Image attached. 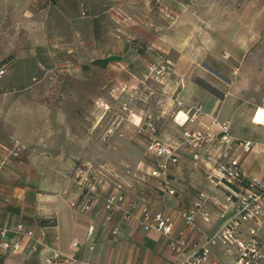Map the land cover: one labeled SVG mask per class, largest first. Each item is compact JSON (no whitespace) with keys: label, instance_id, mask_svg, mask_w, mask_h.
Segmentation results:
<instances>
[{"label":"crops","instance_id":"1","mask_svg":"<svg viewBox=\"0 0 264 264\" xmlns=\"http://www.w3.org/2000/svg\"><path fill=\"white\" fill-rule=\"evenodd\" d=\"M226 1L0 0V71H6L0 76V264H44L56 251L61 264H182L205 246L212 260L236 263L238 246H224L217 235L238 208L207 173L235 161L264 183V123L254 119L264 107V52L234 53L237 46L264 51V18L246 24L237 19L234 0ZM166 60L173 68L161 86L163 111L172 102L185 117L160 138L185 143L179 164L154 177L158 159L146 153L134 94L149 92V65ZM130 97L131 114L109 120ZM110 121L117 126L112 133ZM224 124L231 148L219 140L201 148L186 142V132L220 134ZM243 141L253 143L249 152L236 144ZM15 143L23 145L18 157L10 154ZM100 165L121 176L130 170L125 200L110 220L104 205L116 193L115 179L89 212L78 208L76 172ZM200 193L210 196L204 207L210 221L199 214L189 226ZM145 210L171 217L170 237L187 243L182 253L161 231L141 224ZM20 224L43 243L33 250L34 241L17 234ZM251 229L264 264V222L245 223L242 239L252 237ZM15 243L16 251L3 248Z\"/></svg>","mask_w":264,"mask_h":264},{"label":"built area","instance_id":"2","mask_svg":"<svg viewBox=\"0 0 264 264\" xmlns=\"http://www.w3.org/2000/svg\"><path fill=\"white\" fill-rule=\"evenodd\" d=\"M5 72L4 69L1 70L0 76L4 75ZM171 74L172 63L168 60L151 63L148 67V77L164 85L169 82ZM124 109H126V106ZM180 113L181 112L176 115V119ZM196 117L197 115L194 114L192 117H188L186 122L195 121ZM147 127L151 132H149L146 144V153L158 159L157 167L152 172V176L159 177L161 174H166L171 165L179 164V149L185 141L178 138L171 140L161 139L155 135V128L151 121L147 123ZM184 135L186 142L194 148H201L203 145L212 144L217 140L220 141L222 146L224 145L229 148L234 144L232 137L228 134L227 124L221 127L220 134L197 131L193 134L186 132ZM236 144L239 145L244 152H249L253 147L251 141H243ZM22 150L23 145L15 143L10 154L14 157H18L21 155ZM3 162L4 161L0 158V164ZM129 174L130 170L127 169L126 174L121 176V174L109 165H100L89 172L85 170V168L77 171L75 174V181L79 186L81 194L84 193V198L78 205L79 210L89 212L93 202L100 198L102 193L107 189L110 180L115 179L116 193L108 196L105 199L104 205L106 217L110 220L113 211L125 200L123 191L125 185H127ZM207 178L211 183L225 186L228 190L226 200L229 203L235 204L238 208V215L225 222L223 228L217 235V239L226 247L232 245L238 246V255L235 264H258L259 261L263 259V253L260 248L259 239L257 238V231L255 229L250 230L252 237L249 240L242 239L240 232L245 223L253 222L260 224L264 222V183L257 178H248L241 166L235 161H225L224 163L218 164L217 167L211 168L207 173ZM242 181H247V185L241 184ZM168 192L172 195L175 193L174 190H169ZM209 199L210 196L207 193L199 194L197 201L187 215V224L189 226L194 225L195 218L199 214L205 221H210L209 213L204 211V207ZM132 207H135V204H133ZM141 224L147 228L161 231L164 235L169 237L171 249L176 253H182L187 247L185 240L170 237L173 230V223L171 217L166 213L151 215L145 210L141 218ZM16 232L19 235H26L34 241L33 250L43 243L42 240L35 238V233L32 228L23 224L17 226ZM112 233L116 234L117 229ZM215 241L214 238L211 239V242L214 243ZM77 245L76 243L75 246ZM3 248L16 251L20 248V244H3ZM62 262L61 254L56 251L51 257L45 259L44 264H61ZM182 264L221 263L211 259L210 248L205 246L199 250H194Z\"/></svg>","mask_w":264,"mask_h":264},{"label":"rangeland","instance_id":"3","mask_svg":"<svg viewBox=\"0 0 264 264\" xmlns=\"http://www.w3.org/2000/svg\"><path fill=\"white\" fill-rule=\"evenodd\" d=\"M225 4H227L226 0H224ZM206 3V2H205ZM233 4L236 8V16L237 19L245 18L246 24L249 22V18H264V0H234V3L230 2V5ZM247 13H243V12ZM217 18V15L214 17ZM243 22V21H242ZM224 50H227L228 47H222ZM230 48V47H229ZM264 52L263 49L256 45V46H237L235 47V52H241V53H260ZM226 54V51H224ZM155 63V62H153ZM172 63V62H171ZM173 68V63H172ZM172 75V74H171ZM146 85L148 86V93H146V90L143 92H140L139 95H135L134 97L138 99L140 103V134L141 137H148L150 129L147 127V123L151 121L155 128V135L158 137L163 136L164 130L169 129V125L174 124L175 116H176V109L174 105L170 104L168 106V109L166 107V110L163 111V106L165 105V97L163 95V91L161 86L168 85V82L166 85L158 83L151 78L148 77L145 79ZM147 89V88H146ZM131 99L128 100V103L125 102V105L123 106L122 110H112L111 116L109 120L113 119H119V118H127L132 111L131 108ZM48 100V99H47ZM126 106V109H124ZM167 106V105H166ZM115 119V120H116ZM112 121L109 122V133H112L116 130L117 126L110 125ZM176 125V124H175ZM98 129V128H97ZM143 142H145L143 140Z\"/></svg>","mask_w":264,"mask_h":264},{"label":"bare ground","instance_id":"4","mask_svg":"<svg viewBox=\"0 0 264 264\" xmlns=\"http://www.w3.org/2000/svg\"><path fill=\"white\" fill-rule=\"evenodd\" d=\"M182 117H185V115L181 113L180 116L177 117V120H178L179 122L184 121V120H183L184 118H182ZM255 120H256L257 122H259V123H264V107H260V108H259V110H258V112H257V114H256V117H255Z\"/></svg>","mask_w":264,"mask_h":264},{"label":"trees","instance_id":"5","mask_svg":"<svg viewBox=\"0 0 264 264\" xmlns=\"http://www.w3.org/2000/svg\"><path fill=\"white\" fill-rule=\"evenodd\" d=\"M241 184L247 185V181H242ZM84 198V193L81 194V201ZM41 224H46V221H42Z\"/></svg>","mask_w":264,"mask_h":264}]
</instances>
